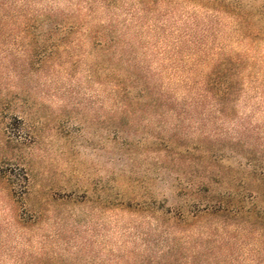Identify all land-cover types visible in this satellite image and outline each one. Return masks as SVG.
Segmentation results:
<instances>
[{"label": "rangeland", "instance_id": "rangeland-1", "mask_svg": "<svg viewBox=\"0 0 264 264\" xmlns=\"http://www.w3.org/2000/svg\"><path fill=\"white\" fill-rule=\"evenodd\" d=\"M0 4V264H264V218L246 211L264 207V16L239 28L195 0ZM48 13L83 25L40 58L49 18L23 26ZM93 28L116 39L108 55ZM219 63L231 93L200 98ZM148 83L164 97L143 107ZM160 138L197 149L163 151ZM198 184L245 211L178 222Z\"/></svg>", "mask_w": 264, "mask_h": 264}, {"label": "trees", "instance_id": "trees-1", "mask_svg": "<svg viewBox=\"0 0 264 264\" xmlns=\"http://www.w3.org/2000/svg\"><path fill=\"white\" fill-rule=\"evenodd\" d=\"M164 1V0H140V3L142 4L143 8L145 10H150L154 8L158 2ZM198 2H206L210 4L214 10H216V13L220 14L222 12L229 13L232 15H235V17H238V23H239V28H243L244 22L245 25H248L251 20H253V17L255 16H264V6H257L255 2H252L250 5L246 4L244 0H195ZM257 1V0H253ZM3 7V4H0V8ZM228 11V12H226ZM45 18H44V17ZM57 13H48V14H42L41 16H37L38 18L43 19H38V18H32V19H27V24L23 26V30L26 32H38L40 30L41 24H43V20H48L47 17L49 18V22H51V26L48 30V39L45 41L44 44V51H42L41 57H46L54 55V52L58 49H63L68 46L70 41H68V36L70 33L80 31L82 28V23L80 20H74L70 19L66 21L65 19L61 21L55 20L57 17ZM66 17V16H65ZM240 21V22H239ZM245 29L248 31L246 34L247 37H250L253 34V29L250 27H245ZM64 31V35L61 37L59 40H55L54 37L55 35H59L60 32ZM89 40L92 42L94 47L100 48L104 50L106 55L110 53L113 44L116 43V39L109 40L107 36H103L101 38L99 31H96V29H91L88 32ZM50 48V50H48ZM107 58V57H106ZM109 63L112 58H107ZM109 67L108 65L106 68ZM111 68V66L109 67ZM228 76V70L223 69L221 66V63L215 64V66L211 69V72L205 81H200L198 83V87L202 90L200 93L201 97H204L205 95L208 94H213L216 95L217 97H225L231 93L233 85V80H227L230 79L227 77ZM118 86L123 87L125 86V89L129 87L126 85V80L119 79L118 80ZM195 85V84H194ZM195 87V86H194ZM125 91H129L125 90ZM126 92V93H127ZM124 94V92H123ZM143 94L144 95H150L148 100L143 102H140L141 105L144 107L147 104L149 105H157L159 104L164 95L162 90H158L155 86L152 84L148 83L145 88L143 89ZM153 96V98H151ZM148 97V96H147ZM160 100V101H159ZM166 100L171 101L172 98L169 97ZM138 104V103H137ZM128 106V103L126 104ZM125 105V106H126ZM134 102H130L129 106H133ZM140 105V104H139ZM126 106V107H127ZM158 145L162 148L163 151L167 152H173L177 155H182V154H189L192 152H195L197 148H191L188 146H184L182 143H180V140L178 139H173V138H160L158 140ZM197 153V152H196ZM264 176V171H262V174ZM28 174L25 173V171H22V173H19L15 176V189L20 188L21 194H25L28 191ZM202 191H206V196L205 198L201 199V193ZM215 193V192H214ZM187 194H192L186 202L183 204L179 205L177 207V211H175L172 215L176 217L178 222H181L183 224H187L190 221L198 220L199 218L203 217L204 215H215V216H225V215H232V216H238L242 212L245 211V208L240 206L239 203H234L233 200H231V196L233 195L232 193H228L225 197L217 194H212L210 191V188H206L203 190V184H198L196 185L192 190H190V193L187 192ZM194 195V200L191 203V198L193 199ZM200 197V198H199ZM204 199H208L207 202H202ZM171 210H168L167 213H171ZM247 212H257V214L264 218V207L261 206H253L250 209H246Z\"/></svg>", "mask_w": 264, "mask_h": 264}]
</instances>
